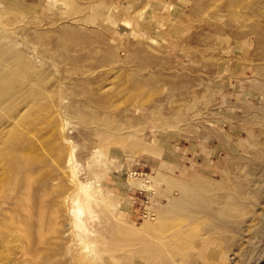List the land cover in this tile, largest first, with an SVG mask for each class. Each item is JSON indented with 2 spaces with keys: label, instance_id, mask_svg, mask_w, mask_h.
<instances>
[{
  "label": "rangeland",
  "instance_id": "obj_1",
  "mask_svg": "<svg viewBox=\"0 0 264 264\" xmlns=\"http://www.w3.org/2000/svg\"><path fill=\"white\" fill-rule=\"evenodd\" d=\"M0 48V264H264V0H0Z\"/></svg>",
  "mask_w": 264,
  "mask_h": 264
},
{
  "label": "bare ground",
  "instance_id": "obj_2",
  "mask_svg": "<svg viewBox=\"0 0 264 264\" xmlns=\"http://www.w3.org/2000/svg\"><path fill=\"white\" fill-rule=\"evenodd\" d=\"M4 32V31H3ZM74 33V32H73ZM73 35V34H72ZM7 46H9V45H7ZM6 48V47H5ZM8 48H10V47H8ZM1 49V48H0ZM5 50L6 49H4V51H1L0 50V104H5L7 101H9V99L11 100V98H12V96L17 92H20V91H18V90H20L19 89V84H20V82H23V81H25V77H24V80H22V81H18L17 79L18 78H15V77H17L18 76V74L20 73V71H18V69H16V67H14L15 65H12V61H11V59L10 58H8L7 56L9 55V54H11L10 53V49H8V50H10L9 51V54L6 56V52H5ZM14 51V50H13ZM13 54V53H12ZM16 55H17V52L15 53ZM15 55V56H16ZM18 55H20V54H18ZM14 55H10V57L12 58ZM14 56V58H15V60L17 61V58ZM76 56V55H75ZM18 57V56H17ZM19 58V57H18ZM13 59V58H12ZM21 59H22V57H21ZM14 60V61H15ZM20 60V59H19ZM77 61V60H76ZM20 62H21V60H20ZM19 61H18V64L20 63ZM74 62H75V60H74ZM86 62V61H85ZM89 63V62H88ZM101 63V62H100ZM14 64V63H13ZM21 64H23V61L20 63V65ZM26 64V63H25ZM24 65V64H23ZM17 67H18V65H16ZM22 66V65H21ZM77 67V66H76ZM76 67H75V69H76ZM30 68V67H29ZM22 69H27V68H23L22 67ZM19 72L18 74H17V71ZM27 71V70H26ZM23 72H25V70L23 71ZM31 72V71H30ZM80 72V71H79ZM28 73H29V71H28ZM21 74V76H22V73H20ZM31 74V73H30ZM33 74H34V72H33ZM37 74V73H36ZM17 75V76H16ZM25 76H26V74H24ZM23 75V76H24ZM35 75V74H34ZM33 75V76H34ZM77 75V74H76ZM20 76V75H19ZM22 76V77H23ZM37 76H38V74H37ZM37 76H36V79H38L37 78ZM28 77V76H27ZM27 77H26V79H27ZM22 79V78H21ZM29 79V81H28V83L30 84L31 83V81L32 82H34V79H32V80H30V78H28ZM15 80H17L18 82H19V84H17L16 82H15ZM20 80V79H19ZM39 81V80H38ZM23 83H26L27 84V82L25 81V82H23ZM22 84V83H21ZM28 84V85H29ZM33 84V83H32ZM32 84L29 86V87H31L32 86ZM28 85H25V86H28ZM35 87H38V85H35ZM20 88H22V86L20 87ZM26 89H30V88H28V87H26ZM22 90V89H21ZM24 90V89H23ZM22 90V91H23ZM32 90H33V88H32ZM31 90V92H35V90H36V88H35V90H33L32 91ZM37 90H38V88H37ZM24 92H27V91H24ZM16 93V95L18 96V94H19V96H20V93H18L17 94ZM36 93V92H35ZM22 94H23V92H22ZM37 94V93H36ZM23 95H25V94H23ZM22 95V96H23ZM27 96H29L30 95V92L28 93V94H26ZM32 96H33V94H31ZM16 96V97H17ZM18 96V97H19ZM14 98V97H13ZM137 111V110H136ZM107 121V120H106ZM103 122V121H102ZM114 123V122H113ZM104 124V123H103ZM112 125V124H111ZM113 125H115V124H113ZM125 126V125H124ZM144 128V127H143ZM136 130V129H135ZM139 133V132H138ZM143 134V133H142ZM137 143V142H136ZM189 184V183H188ZM193 187H195V185L193 186ZM193 187H192V189H193ZM196 187H197V185H196ZM80 188V187H79ZM204 188H205V191H210V189H211V185H209L207 182L204 184ZM191 189V188H190ZM77 190V189H76ZM195 190L196 191H194L193 193H191V194H193V195H189V196H187V201H189V202H191V203H193V213H191L190 215H193V214H195L196 212H198V214H200L199 212L200 211H207L208 212V214H209V212L210 213H212L211 212V208H212V206H211V204H212V202H211V200H210V195L211 194H209V193H206L205 191H200L198 188H195ZM81 191V190H80ZM87 193V192H86ZM202 193V194H201ZM182 194V193H181ZM198 194V195H197ZM201 194V195H200ZM214 195V194H213ZM184 196V195H183ZM182 196V197H183ZM181 197V196H180ZM184 198V197H183ZM238 198V197H237ZM87 201H88V208L91 210L92 209V207L90 206L91 204L90 203H92V201H93V197L91 196V195H89L88 197H87ZM178 202V201H177ZM181 202V201H180ZM182 202H185V200H183ZM186 203V202H185ZM185 203H181L182 204V206L185 204ZM186 205H187V203H186ZM213 205V204H212ZM184 208V207H183ZM182 208V209H183ZM224 211H225V209H224ZM83 212H84V208L80 205V203L75 207V209L73 210V213L75 214V216H76V218L77 219H79V216H81L82 214H83ZM184 213V212H183ZM190 213V212H189ZM207 214V213H206ZM202 215H204V213H202ZM196 216V215H195ZM194 216V217H195ZM213 216V215H212ZM193 217V216H192ZM200 217V216H199ZM215 218V217H214ZM199 219V218H198ZM213 219V218H212ZM80 220V219H79ZM151 227H153L154 228V226H151ZM180 229V228H179ZM171 231V230H170ZM129 233H130V235L132 236V237H137L138 236V234L137 233H133V232H130L129 231ZM160 234V233H159ZM129 235V236H130ZM161 235V239L160 240H162L161 242H163L164 244H166V243H169V242H173V241H175V240H178L181 244H182V246H184V248L185 249H188V251L189 252H197V254L198 255H200V257H201V259L203 260H205V259H208V257H209V254H210V250H211V245H212V243H213V241L210 239V238H206V235L207 234H205V235H202V236H195L194 235V232L193 231H191L190 233H188V231H177V229H175L174 231H172L171 233H163V234H160ZM142 238L144 239V237H141L140 235H139V237H138V239H141V241H142ZM136 239V238H135ZM122 240V239H121ZM140 241V242H141ZM145 241V240H144ZM139 242V241H138ZM176 243H178L177 241H176ZM194 244V246L193 247H191L190 245L191 244ZM150 244H153L152 245V248L153 249H155V250H158V251H161V247L162 246H160V245H157V244H154V243H150ZM149 244V245H150ZM174 244H175V242H174ZM180 244V245H181ZM176 245V244H175ZM126 246V245H125ZM178 245H176V247H177ZM213 246V245H212ZM179 247V246H178ZM180 248V247H179ZM184 257V256H183ZM169 263V262H168ZM167 263V264H168ZM207 263V262H206Z\"/></svg>",
  "mask_w": 264,
  "mask_h": 264
}]
</instances>
